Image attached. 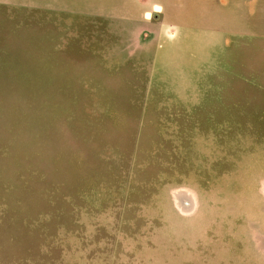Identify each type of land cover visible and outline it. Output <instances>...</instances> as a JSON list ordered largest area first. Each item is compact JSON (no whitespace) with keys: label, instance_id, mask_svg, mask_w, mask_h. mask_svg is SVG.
I'll use <instances>...</instances> for the list:
<instances>
[{"label":"rangeland","instance_id":"obj_1","mask_svg":"<svg viewBox=\"0 0 264 264\" xmlns=\"http://www.w3.org/2000/svg\"><path fill=\"white\" fill-rule=\"evenodd\" d=\"M0 264H264V0H0Z\"/></svg>","mask_w":264,"mask_h":264}]
</instances>
